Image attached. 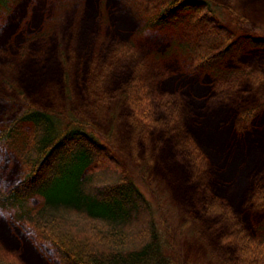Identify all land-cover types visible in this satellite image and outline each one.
<instances>
[{"label":"rangeland","instance_id":"rangeland-1","mask_svg":"<svg viewBox=\"0 0 264 264\" xmlns=\"http://www.w3.org/2000/svg\"><path fill=\"white\" fill-rule=\"evenodd\" d=\"M207 1L228 37L211 69L186 52L185 28H143L152 0H12L0 17V129L27 103L90 123L150 203L173 264H239L224 236H255L264 221L251 200L264 192V0ZM129 97L146 100L148 117ZM22 174L0 142V189ZM0 243L22 264H61L1 207Z\"/></svg>","mask_w":264,"mask_h":264},{"label":"trees","instance_id":"trees-1","mask_svg":"<svg viewBox=\"0 0 264 264\" xmlns=\"http://www.w3.org/2000/svg\"><path fill=\"white\" fill-rule=\"evenodd\" d=\"M11 2L0 0V17ZM152 2L156 7L151 13L141 8L143 28H185L192 35L184 44L186 52L196 66L211 69L212 61L226 50L228 37L225 28L216 26L208 1ZM248 74L262 79L255 71ZM128 101L139 117H148L145 99ZM64 113L27 103L0 129V142L13 147L23 168L17 183L0 189V207L33 228L61 264H173L164 253L165 239L150 203L133 180L102 155L93 126L70 111ZM33 196L41 198L36 206L30 204ZM251 200L254 206L263 205L264 192L259 190ZM207 210L222 211L217 203ZM254 233L235 229L224 236L234 245L239 264H264V221ZM0 264L22 263L0 243Z\"/></svg>","mask_w":264,"mask_h":264}]
</instances>
